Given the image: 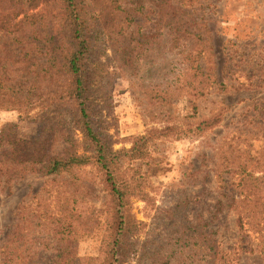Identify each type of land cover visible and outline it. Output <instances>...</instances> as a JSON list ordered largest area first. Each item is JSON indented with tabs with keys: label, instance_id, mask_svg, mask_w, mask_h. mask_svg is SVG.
Here are the masks:
<instances>
[{
	"label": "rangeland",
	"instance_id": "rangeland-1",
	"mask_svg": "<svg viewBox=\"0 0 264 264\" xmlns=\"http://www.w3.org/2000/svg\"><path fill=\"white\" fill-rule=\"evenodd\" d=\"M142 1L144 14L137 16L128 29L133 33L129 58L121 52L113 54L115 43L112 45L101 34L87 64L94 131L105 138L113 151H129L134 139L148 136L146 142L136 144L140 153L120 155L121 178L137 184L147 194L145 199L128 198L135 230L122 264H208L204 251L198 255L199 240L181 236L178 231L183 225L195 227L201 218L206 223L204 231L217 248L230 252L238 244L232 212L228 208L215 212L220 183L214 172V155L239 133L247 134L257 122L264 124V0H199L195 16L206 26L211 46V56L204 57L200 65L212 69L218 81L236 85L250 78L257 85L229 95L211 93L202 98L174 83L176 74L184 67L178 55L164 52L155 57L158 49L155 54L150 50L142 52L138 41L148 33L152 25L149 19H153L146 10L149 3ZM42 7L33 12L55 16L56 29L61 18L57 5L52 3L44 10ZM56 31L60 37L63 35ZM37 59L35 65L43 63L45 57ZM71 86L70 75L54 71L42 88L64 92ZM222 106L228 109L212 130L201 136L187 132ZM65 117H58L53 124L64 121L67 135L75 145L71 152L88 156L80 133L75 130L72 134L70 119ZM8 123L17 124V131L24 138L46 135L41 128L39 108L27 114L0 109V130ZM168 127L175 128L171 133L182 131L185 136H166ZM239 147L244 148L245 144L240 142ZM66 148L67 144L57 141L53 149L62 155L70 153ZM101 177L95 168L86 166L71 175L27 174L12 182L10 194L0 193V245L12 231L19 205L31 202L33 197L52 201L57 191L68 202L72 189L68 187L69 180L78 179L84 181L83 188L87 189L83 200H78V209L82 210L81 215L91 216L75 230L74 253L79 258H94L97 264H105L113 207ZM223 178L230 192L231 179L228 175ZM230 259L239 264H264L258 254L241 253L239 260L231 254Z\"/></svg>",
	"mask_w": 264,
	"mask_h": 264
},
{
	"label": "trees",
	"instance_id": "trees-1",
	"mask_svg": "<svg viewBox=\"0 0 264 264\" xmlns=\"http://www.w3.org/2000/svg\"><path fill=\"white\" fill-rule=\"evenodd\" d=\"M144 1L149 3L146 10L153 19H149L152 22L150 30L142 35L143 39L138 43L143 46L144 53L150 50L155 54V49H158L155 57L164 52L180 57L184 67L176 74L174 83L190 89L197 98L211 93L229 95L257 87L250 78L236 85L218 81L212 69L200 65L204 57L211 56V46L206 26L195 16L199 0ZM142 2L0 0V109L27 114L39 108L41 128L46 132L42 138L29 139L18 133L17 124L2 126L0 193L10 194L12 182L27 174L43 177L62 173L71 175L86 166L95 168L102 176L113 207L110 239L105 246V264H122L124 252L130 246L135 229L129 214L128 198L147 197L137 184L121 178L120 155L140 153L136 144L146 142L148 136L134 139L129 151H113L105 138L94 131L87 64L93 44L101 34L112 45L115 43L113 54L121 52L129 58L133 33L128 29L137 16L144 14ZM52 3L61 13L56 28L63 32L61 37L53 26L55 16L48 12H33L42 5L44 10ZM183 41L186 44L181 45ZM40 56L45 57L44 62L35 65ZM54 71L70 75L71 88L64 92L44 90L43 83L51 78ZM227 109V106L220 107L187 132L201 136L212 130ZM67 115L72 124V134L75 130L80 133L88 156L71 152L75 145L71 136L67 135L64 121L53 124L58 117L66 116L67 119ZM174 129L168 127L166 136L174 134L171 133ZM250 130L247 134L239 133L236 138L233 137L234 143L232 140L221 146L214 155V172L220 183V199L215 204V212L228 208L234 215L237 246L230 252L217 248L204 231L206 223L201 218L195 227L183 225L178 231L181 236L199 240L198 255L204 251L209 257L208 264H239L230 256L236 254L239 260L241 253L258 254L264 259V124L257 122ZM175 134L185 136L182 131ZM57 141L67 144L66 150L70 153H56L53 148ZM240 142L245 144L244 148L239 147ZM223 175L231 179L230 192ZM83 182L69 180L68 187L72 188L68 197L69 206L67 198L61 197L59 191L52 201L33 197L31 202L19 205L12 231L0 245V264H97L94 258H79L74 253L75 230L91 216L81 215L82 210L78 209V200H83L87 193ZM41 202L45 205L41 206Z\"/></svg>",
	"mask_w": 264,
	"mask_h": 264
}]
</instances>
